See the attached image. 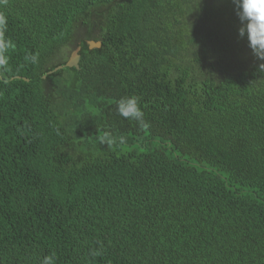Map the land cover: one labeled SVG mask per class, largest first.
I'll use <instances>...</instances> for the list:
<instances>
[{
	"label": "trees",
	"instance_id": "16d2710c",
	"mask_svg": "<svg viewBox=\"0 0 264 264\" xmlns=\"http://www.w3.org/2000/svg\"><path fill=\"white\" fill-rule=\"evenodd\" d=\"M235 8L0 0V264H264V61Z\"/></svg>",
	"mask_w": 264,
	"mask_h": 264
},
{
	"label": "clouds",
	"instance_id": "9594fccd",
	"mask_svg": "<svg viewBox=\"0 0 264 264\" xmlns=\"http://www.w3.org/2000/svg\"><path fill=\"white\" fill-rule=\"evenodd\" d=\"M236 15L239 20L238 35L246 39L253 55L260 61H264V0H233ZM264 72V62L258 65ZM117 113L125 119L136 121L140 126L144 125V113L139 99L136 96H125L118 100ZM102 144L112 146L125 143L124 136H112L105 134L99 137ZM42 264H54L52 257H45Z\"/></svg>",
	"mask_w": 264,
	"mask_h": 264
},
{
	"label": "water",
	"instance_id": "95a60500",
	"mask_svg": "<svg viewBox=\"0 0 264 264\" xmlns=\"http://www.w3.org/2000/svg\"><path fill=\"white\" fill-rule=\"evenodd\" d=\"M87 44L89 46L90 49L95 48V47H100L101 46V42L100 41H93V40H88ZM81 50V45H78L70 54L68 60L66 61V63L64 65H59L57 66L54 70L63 68L64 66H68V67H79V60H80V52ZM26 80H28L27 78H25Z\"/></svg>",
	"mask_w": 264,
	"mask_h": 264
}]
</instances>
